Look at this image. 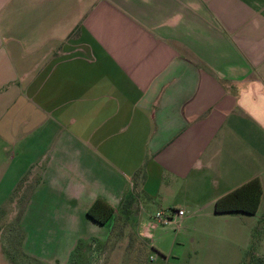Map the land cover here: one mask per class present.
Listing matches in <instances>:
<instances>
[{
    "label": "crops",
    "instance_id": "crops-1",
    "mask_svg": "<svg viewBox=\"0 0 264 264\" xmlns=\"http://www.w3.org/2000/svg\"><path fill=\"white\" fill-rule=\"evenodd\" d=\"M254 178V213L215 212ZM138 188L141 218L160 198L258 232L264 264V0H0V205L52 235Z\"/></svg>",
    "mask_w": 264,
    "mask_h": 264
},
{
    "label": "rangeland",
    "instance_id": "rangeland-1",
    "mask_svg": "<svg viewBox=\"0 0 264 264\" xmlns=\"http://www.w3.org/2000/svg\"><path fill=\"white\" fill-rule=\"evenodd\" d=\"M141 196L138 188L125 198L105 226L80 220L82 226L73 225L65 232L57 229L50 235L44 233L47 228L34 226L36 220L29 217L28 248L43 258L57 257V261L40 259L24 249L28 236L21 220L24 198L18 207L11 202L1 204L0 264H243L259 249L258 232L247 241L249 236L230 230L225 217L211 219L187 212L186 216L174 215L171 223L158 221L154 217L158 207L172 215L178 207L160 198L147 205L141 218ZM148 219L156 224L151 227V238L144 235L141 224ZM75 239L79 242L69 251L67 247ZM152 255L155 259L149 261Z\"/></svg>",
    "mask_w": 264,
    "mask_h": 264
},
{
    "label": "trees",
    "instance_id": "trees-1",
    "mask_svg": "<svg viewBox=\"0 0 264 264\" xmlns=\"http://www.w3.org/2000/svg\"><path fill=\"white\" fill-rule=\"evenodd\" d=\"M261 194V181L259 178L251 179L228 194L218 198L215 202V212L242 211L254 213L259 206ZM115 212V207L101 197L96 198L87 210L89 217L102 224H109Z\"/></svg>",
    "mask_w": 264,
    "mask_h": 264
},
{
    "label": "built area",
    "instance_id": "built-area-1",
    "mask_svg": "<svg viewBox=\"0 0 264 264\" xmlns=\"http://www.w3.org/2000/svg\"><path fill=\"white\" fill-rule=\"evenodd\" d=\"M177 213L179 215L184 214V209L183 208H179L176 211L174 210V213ZM154 217L158 220V221H162V222H168L173 218L172 214H168L163 210H157L156 213L154 214ZM155 256L152 255V257L150 258L149 261H154ZM150 264V263H148Z\"/></svg>",
    "mask_w": 264,
    "mask_h": 264
}]
</instances>
